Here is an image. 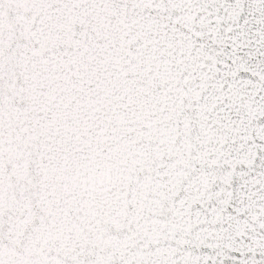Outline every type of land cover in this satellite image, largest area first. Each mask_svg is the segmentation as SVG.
<instances>
[{
	"label": "snow or ice",
	"instance_id": "obj_1",
	"mask_svg": "<svg viewBox=\"0 0 264 264\" xmlns=\"http://www.w3.org/2000/svg\"><path fill=\"white\" fill-rule=\"evenodd\" d=\"M0 264H264V0H0Z\"/></svg>",
	"mask_w": 264,
	"mask_h": 264
}]
</instances>
